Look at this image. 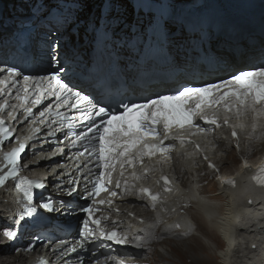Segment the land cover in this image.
Returning <instances> with one entry per match:
<instances>
[{
	"label": "bare ground",
	"instance_id": "bare-ground-1",
	"mask_svg": "<svg viewBox=\"0 0 264 264\" xmlns=\"http://www.w3.org/2000/svg\"><path fill=\"white\" fill-rule=\"evenodd\" d=\"M18 1L20 0H9L2 10L3 17L0 19V57H3L6 51L4 45L7 38L3 33L9 28V24L20 21L24 17L27 19L32 16H38L47 7H50V9L54 8L55 11L53 13L61 12V14H57V17H60L62 22L61 36L67 39L77 36L81 44L78 49L79 54L86 59L85 49L92 37V30L95 24L98 23L100 12L94 11L87 19H82L81 21L78 18V13L84 0H38V2L35 0V4L32 7L37 6L38 8L33 13L26 12L25 8L18 10L16 8ZM132 1L108 0L109 7L105 11L104 27L108 32L105 41L109 42L110 39H115L117 42L120 41L117 48L120 54L129 52L132 55V52H135L137 46L141 43L144 29L146 36L145 24L149 23L150 13L145 14L141 8L135 13ZM104 2L105 0H103L102 7ZM171 2L173 4L172 7ZM190 2L192 0H170L171 19L168 21L169 27L166 26L168 45H176L174 43L176 41L178 49L182 52V56L185 55L186 62H189V55L187 53L193 54L200 47L202 49L208 47L218 56V60L221 61L218 62V65L220 67H227L223 71V73H227L231 70L237 72L247 69L250 63H255L261 55H264V24L261 23L254 22L244 29L229 31L223 34L213 26L200 28L199 31L194 32L187 31L186 27L188 24L183 21L182 25H179L177 21L182 14L181 11ZM230 4L233 6L230 9L238 19L260 10V2L258 0H231ZM29 20L37 23L38 17L23 20V22ZM58 25H60V22H58ZM201 33H206L207 38L200 44ZM201 72L200 74L210 73L207 69ZM200 77L203 78L204 76L200 75ZM182 80L183 78L179 77L174 84ZM47 85L49 87V83ZM84 87L86 90V86ZM170 87L172 86H164V88ZM155 88L161 90L158 85ZM148 92L149 94L152 93L151 91ZM76 102L74 97L69 99L68 104L59 101L58 103L61 104V107L56 109L65 112L71 125L76 126L77 129L84 130V124H78L77 122L83 119L81 111L85 109L86 104L81 105L79 103L77 108H72L71 104ZM88 107L90 109V105ZM26 116L27 118L25 119ZM21 117L22 120L17 127L16 134L13 133L11 138L14 139L18 134L19 139H25L26 137H32L33 139L36 135L35 129H37L42 118L25 113H22ZM251 132L252 117L245 132L242 133L238 141L240 151L235 147L236 141H232L231 147H226L227 144L223 141L218 143L214 149L209 146L207 154L214 163L220 166L219 173L208 169L207 163L202 161L199 156L185 157L176 155L172 164L166 163L163 166V174L170 177H178V179L173 181L176 190L165 197L167 208L169 210L175 208V213L162 211L159 207L153 210L143 203L141 198L135 195H118L113 198V204L110 208L119 209L120 213L104 212L101 217L107 216L109 218L107 225H109L113 217H120L129 222L130 225L126 224L124 226L128 232L134 235V246L140 245V248L135 247L134 249L125 250L123 253L152 249V246L149 247L148 245L154 243L157 246H155V253L157 255L153 256V258H159L156 261L163 260L168 264H176V259H170L169 257H178L179 264H184L188 259V264H260V261L264 259V231H261V229H264V187H261L252 180V176L256 173L257 166L264 163V159L261 155L259 156V160H256L258 157L254 151L249 152V148L247 150L243 148L246 144L254 148L264 147V142L258 143L247 138ZM259 134L260 129L257 128L255 135L259 136ZM61 138L65 140L66 144L71 141L67 130L64 131ZM193 139L200 138L193 137ZM18 141L16 139V143ZM43 141L38 142L37 145ZM187 150L191 151V146ZM37 154L38 158H41L43 152H37ZM236 156L239 158H237L238 160L235 158ZM245 159L249 162L250 167L248 168L242 166ZM193 161L199 166H194ZM234 161L238 166L233 165ZM64 163H67V170L62 168L59 172L60 178H56V175L53 176L52 168L46 171L50 178L48 180L50 185L46 195L50 196V199L53 200L51 213L45 214L38 211L39 213L35 217L20 219V205L15 203V195L11 194L13 182L9 181L7 185V190L10 194L8 203L3 202L4 196L0 193V230L10 227L18 229L17 246L21 248L27 247L39 233L50 234V242L55 240L65 241L61 250L48 251L50 264H77L74 261L72 263L67 262V259L64 258L65 254L62 255V253L70 244L69 239H75V236L78 235V221L84 217L78 210L81 208V204L85 203L84 200H80V195L82 192H85L84 188L86 184L80 185L82 188L78 193L69 195L70 187L73 186V182L78 178V170L68 167L70 165L69 161H65ZM147 163L155 164V159ZM3 164V158L0 156V165ZM70 171L72 173L66 174ZM23 173L24 171H21V175ZM202 173L204 174L202 175ZM161 174L160 166L157 165V171L153 172L148 180L140 181L139 183L144 186H151L154 190H159V186L155 184V181ZM218 175L235 179L236 185L223 184L222 186V183L217 179ZM24 176L32 178L30 175ZM211 180H214L213 186ZM198 182H201V185H198ZM216 184L218 185V189L215 190L217 192L211 193L210 190ZM35 189L37 190L38 188L34 187L33 191ZM18 194L16 193V195ZM76 201H79L81 204L76 205ZM69 205H72L73 209H70ZM184 205H187V207H184ZM124 211L125 214L121 213ZM129 213L133 215H129ZM157 213L161 216L160 223H156ZM9 218L15 219V225H13V219ZM176 220H179L185 227L192 225L193 234L184 241H175L170 237H166L163 240L159 239V234L165 229L166 225ZM153 224H155L154 228L152 227ZM73 229L74 231L72 232L71 230ZM156 229H158L157 232ZM196 230L201 234H198ZM4 239L2 232H0V241ZM176 244L188 246L185 254L180 255L177 253L176 248L172 247ZM253 244L257 245L254 249L252 248ZM97 245L101 246V256L108 255L110 243ZM165 245L169 247V250L167 249L168 247L164 248ZM40 247L35 245L34 250L26 254L21 253L19 256L10 257L9 259L13 261V264H35V261H30V256L35 251L37 252ZM161 249H164L169 255L164 256L160 251ZM3 251L4 249L0 248V252ZM145 255L135 256L134 260L137 261L136 264H144V261L149 260L148 258L145 259ZM153 260L149 261L153 262ZM163 261L151 264H165ZM0 264H2V261H0Z\"/></svg>",
	"mask_w": 264,
	"mask_h": 264
},
{
	"label": "snow or ice",
	"instance_id": "snow-or-ice-1",
	"mask_svg": "<svg viewBox=\"0 0 264 264\" xmlns=\"http://www.w3.org/2000/svg\"><path fill=\"white\" fill-rule=\"evenodd\" d=\"M8 79H13L18 73L16 67L6 69ZM43 78L32 76H24L25 95L17 96L21 101L19 105L23 112L27 115L32 114V108L26 107L29 93L27 84L30 81H36V95L32 100L34 105H39L44 99V89L40 88V82ZM49 81L47 94L52 95L57 101L68 104L69 99L74 97L76 103H72V108H77L79 103L87 102L85 109L81 111L83 119L88 120L89 124L86 130L79 133H73L76 141H87V146L82 152L78 153L79 157L87 154V164L94 163L96 172L88 169V176H93L89 181L91 190L85 185L84 191L86 199L92 201L87 207L81 210L87 213V218L82 221V231L80 233L82 239L77 245L71 248H65L62 255L68 252H75L77 247L83 248L84 242L89 239H99L104 241H112L118 245H127L130 243L128 235L122 234L115 227L108 229L103 222L108 221L107 216L95 217L94 213L100 211V205H108L111 207L113 199L118 195L128 196L135 195L141 198L142 202L147 204L153 210L158 207L162 211H170L175 213L176 209H168L165 197L171 194L175 189L173 181L178 177H170L163 174L162 169L166 163L173 160V154L177 156L196 157L199 156L202 161L207 163L208 169L212 172L219 173L220 166L210 159L208 148L216 147L220 137L216 135L218 129L226 128L231 130V138L226 147L232 146V141H236L235 147L240 149L239 139L247 128L245 117L252 116V132L248 134V138L261 139L264 138V125L259 123L260 118H264V61L259 65H254L250 70L239 71L233 73L228 79H221L216 83H206L201 87L183 86L169 91L167 94H158L155 98H146L142 103L129 102L113 110L111 106L105 105L97 108L92 103L89 95H81L80 92H74L67 83H64L59 75H54ZM6 81H0V84ZM3 89H0L2 92ZM100 103L97 101V104ZM90 105V109L89 106ZM7 107V103H0V111ZM61 107L57 103L56 108ZM52 105L40 112V123H44L46 113L51 112ZM223 114V115H221ZM9 115H12L11 113ZM57 117H63L59 111L55 112ZM16 119L15 116L12 117ZM27 116L25 117V119ZM96 118H99L97 123ZM233 119L236 123H233ZM262 129L259 136L255 135L256 129ZM39 131V129H35ZM55 133H52L54 135ZM13 136V130L5 127L3 117H0V148L4 147V142ZM199 137L200 139H193ZM19 140L15 147L4 152V164L0 165V193L4 196V203H8L10 194L7 190L9 181L13 182L12 195H15V203L20 205V219L32 217L37 212V207L52 210L53 202L51 199L34 204L33 188H44L43 179H32L21 175L22 168L28 165L22 164L21 154L25 153L28 147V140L32 137H26ZM225 139H227L225 137ZM76 141H73L75 143ZM167 142V143H165ZM179 145V149H177ZM191 145V151L187 150V146ZM252 149H249L251 152ZM152 161L155 164L145 163V160ZM35 166L39 165V160L32 162ZM194 166H199L193 161ZM157 165L160 166L161 175L156 179L155 184L159 186V190H154L151 186H144L140 181H146L150 175L157 171ZM119 166V178L113 180V174ZM243 167L248 168L250 165L247 160L243 161ZM139 168V171H137ZM131 171H128V170ZM55 172V170H53ZM204 173H202L203 175ZM85 176V180L88 179ZM217 179L224 185H236V180L228 176H217ZM258 185L264 187V163L257 166L256 173L252 176ZM73 183H76L75 181ZM111 186V187H110ZM78 187V185H77ZM77 187H73L69 195L77 191ZM16 193H19L16 195ZM102 193H106L108 199L99 198ZM99 198V199H98ZM187 207V205H184ZM119 212V209H114ZM129 215H133L129 213ZM13 225H15V219ZM142 222V221H141ZM161 222V216L157 213L156 223ZM116 223V222H113ZM155 227V224L152 226ZM183 229V230H181ZM175 230V231H174ZM264 231V229H261ZM4 236V242L0 243V248L4 249L0 252V261L2 264H13L10 257L19 256L22 252L34 250L36 241L47 239L37 235L32 243L27 247L21 248L17 246L16 241L19 237V230L15 227L0 230ZM193 234V226L185 227L179 220L167 224L165 229L159 234V239L163 240L170 237L175 241H184ZM60 247V245H58ZM140 248V245H135ZM172 247L176 248L180 255L185 254L188 246L176 244ZM257 245L253 244L252 248ZM152 250L144 249L133 253H125V255H144ZM164 256H168V252L164 249L160 250ZM176 259L175 257H169ZM35 264H50L44 257H39ZM114 264H126V261H115ZM176 264L179 260L176 259ZM264 264V259L260 261Z\"/></svg>",
	"mask_w": 264,
	"mask_h": 264
},
{
	"label": "rangeland",
	"instance_id": "rangeland-1",
	"mask_svg": "<svg viewBox=\"0 0 264 264\" xmlns=\"http://www.w3.org/2000/svg\"><path fill=\"white\" fill-rule=\"evenodd\" d=\"M9 0H0V4H1V8H0V10H3V8L5 7V5H6V3L8 2ZM49 1H52V0H49ZM37 2H38V0H37ZM263 2H264V0H263ZM102 3H103V0H84L83 1V3L81 4V7L79 8V13H78V18L82 21V19H87L90 15H91V13L92 12H100L101 11V6H102ZM35 4V0H20V1H18L17 3H16V8L19 10V9H22V8H25V9H31V7L33 6ZM121 4H123L122 2H121ZM111 5H112V3H111ZM172 2H171V7H172ZM22 6V7H21ZM129 6H130V4H129ZM130 9H131V6H130ZM200 9H206L207 11H210V10H212L213 8H212V6H209V5H202V6H197V7H195L194 9H189V10H185V11H183L182 12V17H187L188 15H190V14H192V13H194V12H196V10H200ZM110 13V12H109ZM1 14H3L2 13V11H1ZM15 22H17V21H15ZM173 23V22H172ZM179 24H181L182 25V23H179ZM260 24V23H259ZM167 26L169 27V24H167ZM211 26H213V24H211ZM54 31H56V30H54ZM229 31V30H228ZM228 31H223L222 32V34L223 33H226V32H228ZM232 31H237V30H232ZM168 35V34H167ZM74 38H76L77 40H78V37H72L71 39H74ZM228 154V153H227ZM236 159L238 158L237 156L235 157ZM239 159V158H238ZM237 159V160H238ZM232 160V159H231ZM238 162V161H237ZM230 163H232V162H230ZM233 165H237V163L234 161L233 162ZM238 166V165H237ZM236 167V166H235ZM212 182H211V184H212V186H213V183H214V180H211ZM198 185H201V182H198L197 183ZM199 188H200V186H199ZM202 188H203V186H202ZM216 189H218V185L216 184L214 187H212V189L210 190L211 191V193H215V192H217V191H215ZM211 193H209V194H211ZM157 230L158 229H156V232H157ZM196 232L198 233V234H201L198 230H196ZM4 242V240H1L0 241V243H3ZM149 247H151L152 246V251L151 252H148V254H144L145 256L144 257H146L145 259H149L150 261L151 260H153V259H155V260H153V262H150L149 260H146V261H144L143 263L144 264H151V263H155V262H162L163 260H157L156 261V259H159V258H156V257H154L153 258V256H155V255H157L156 253H155V246H156V244H154V243H152V244H149L148 245ZM157 247V246H156ZM168 246L167 245H165L164 246V248H167ZM161 248V247H160ZM168 250H169V247L167 248ZM159 252V251H158ZM149 253H150V255H149ZM148 255V256H147ZM176 259H178V257H176ZM137 262V261H136ZM146 262V263H145ZM163 263H165V264H168L166 261H163ZM188 264L189 263V259L186 261V262H184V264Z\"/></svg>",
	"mask_w": 264,
	"mask_h": 264
},
{
	"label": "water",
	"instance_id": "water-1",
	"mask_svg": "<svg viewBox=\"0 0 264 264\" xmlns=\"http://www.w3.org/2000/svg\"><path fill=\"white\" fill-rule=\"evenodd\" d=\"M231 0H205V4H214L215 9L211 13H207L208 16L214 18L221 26L226 29H241L254 23L257 17H264V2H260V10L254 14L247 15L244 18L238 19L234 15V12L230 9L232 4Z\"/></svg>",
	"mask_w": 264,
	"mask_h": 264
}]
</instances>
